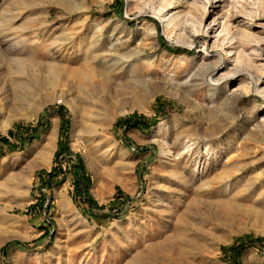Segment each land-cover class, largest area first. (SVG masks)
Instances as JSON below:
<instances>
[{
    "label": "rangeland",
    "instance_id": "374dc122",
    "mask_svg": "<svg viewBox=\"0 0 264 264\" xmlns=\"http://www.w3.org/2000/svg\"><path fill=\"white\" fill-rule=\"evenodd\" d=\"M173 2L0 0V264H264V0Z\"/></svg>",
    "mask_w": 264,
    "mask_h": 264
},
{
    "label": "bare ground",
    "instance_id": "6f19581e",
    "mask_svg": "<svg viewBox=\"0 0 264 264\" xmlns=\"http://www.w3.org/2000/svg\"><path fill=\"white\" fill-rule=\"evenodd\" d=\"M183 4H181L182 6L187 5V3L190 0H182ZM143 2L145 3V5L149 6L150 4H152V10L156 13V15L159 16V20L161 22H163L165 25H169V26H179L181 24V20L180 18L182 17L181 15L183 14L181 10H176L177 12L172 13V10L176 7V4L173 2V0H143ZM178 5V4H177ZM186 7V6H185ZM173 8V9H171ZM185 12V11H184ZM241 52V51H240ZM240 52L238 53L237 57L235 58L236 62H240L241 60V56H240ZM223 62L220 65V67H226L228 65V58L225 55V57H223ZM54 66V65H53ZM55 67V66H54ZM22 70V69H21ZM74 71V69H73ZM86 72V71H85ZM83 72L82 70L78 69L75 70V72H73V75H77L79 78V83L76 84L75 87H77V89H79L82 92H85L86 94V99L91 101L92 96L94 97V95H96V93L98 91H104L107 90L108 85L105 82H101L100 84H97L94 81V78L90 75H88L87 73ZM215 72V71H214ZM60 75V72H57L56 69L53 68V70H51L49 72V76L52 77L53 79H58ZM71 75V74H70ZM223 79V77H222ZM75 80V79H74ZM18 81V80H17ZM20 81V80H19ZM219 81V80H216ZM225 82V81H224ZM29 84V83H28ZM33 84V85H32ZM257 84V83H256ZM15 85V89H16V94L18 95V97H23V99L28 96L29 93H34L35 91V85L33 83V81L31 82L32 86H25V88H22L21 86H17ZM24 89H28L27 91L23 92ZM124 94H139L138 92L135 91H127L124 90L123 91ZM99 93V92H98ZM20 95V96H19ZM31 95V94H30ZM32 96V95H31ZM29 99V97H28ZM106 99V98H105ZM104 99V100H105ZM94 100V99H93ZM27 101V100H26ZM28 102V101H27ZM93 104V103H92ZM89 105V104H88ZM13 108V107H12ZM10 111V110H9ZM6 117V116H5ZM4 117V118H5ZM4 123L8 122V119L5 118V120L3 121ZM47 142L43 145V147L41 148V150L39 151V156L41 157V159L43 160H49L48 158L51 157V155L53 154V150H54V136L53 133L46 139ZM42 160V161H43ZM21 186V185H20ZM17 188V187H16Z\"/></svg>",
    "mask_w": 264,
    "mask_h": 264
},
{
    "label": "trees",
    "instance_id": "16d2710c",
    "mask_svg": "<svg viewBox=\"0 0 264 264\" xmlns=\"http://www.w3.org/2000/svg\"><path fill=\"white\" fill-rule=\"evenodd\" d=\"M81 167V166H80ZM59 169L58 168H54L51 172H49V173H47V177H48V181H49V184L51 185V181L54 179V178H56V177H58V175H59ZM49 185V186H50ZM83 190V187L82 188H80V191H82ZM86 191V190H85ZM88 203H90V202H88ZM90 205L92 206L93 204L92 203H90ZM96 217H99V214H96V213H93ZM244 247H245V245L243 246H237V248H234V250H233V254H232V257L234 258L233 259V261H235L236 262V260H237V258L240 256V253H242L243 252V249H244Z\"/></svg>",
    "mask_w": 264,
    "mask_h": 264
}]
</instances>
